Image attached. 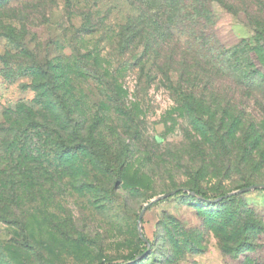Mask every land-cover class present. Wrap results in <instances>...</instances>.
Returning <instances> with one entry per match:
<instances>
[{"label": "rangeland", "instance_id": "obj_1", "mask_svg": "<svg viewBox=\"0 0 264 264\" xmlns=\"http://www.w3.org/2000/svg\"><path fill=\"white\" fill-rule=\"evenodd\" d=\"M241 185L264 0H0V264L129 262L143 208L132 264H264V188L188 192Z\"/></svg>", "mask_w": 264, "mask_h": 264}, {"label": "water", "instance_id": "obj_2", "mask_svg": "<svg viewBox=\"0 0 264 264\" xmlns=\"http://www.w3.org/2000/svg\"><path fill=\"white\" fill-rule=\"evenodd\" d=\"M258 187L264 188V185H250V186H245V187L239 188L237 190H234L232 192H229V193H227V194H225L223 196H219V197L213 198V199H207V198L203 197L202 195H197L194 191H188V192H190L194 196H197L199 199L207 200V201H212L213 202V201H216L218 199H221L222 197H227L229 195L236 194V193H242V192H245V191H248V190H251V189H255V188H258ZM163 196L164 195L157 196L152 201L158 200V199L162 198ZM143 211H144V208L141 210V212L139 213L138 218H137V223H138V228H139L138 229V234L144 240V242L146 243L147 248H146V250L144 252H142L141 254L137 255L132 260V262L135 261V260H137V259H139V258H141L148 251V249L150 247L149 241L144 236V234L142 233V229H141V226H140V224H141V217H142Z\"/></svg>", "mask_w": 264, "mask_h": 264}, {"label": "trees", "instance_id": "obj_3", "mask_svg": "<svg viewBox=\"0 0 264 264\" xmlns=\"http://www.w3.org/2000/svg\"><path fill=\"white\" fill-rule=\"evenodd\" d=\"M62 142L64 143V139L62 140ZM243 186H245V185H243ZM242 185L241 186H239L238 188H241V187H243ZM191 191H194L197 195H202L203 197H205V198H207V199H213V198H211V197H209L207 194H205L203 191H201V190H198V189H192ZM177 194H184V195H188L187 194V191H184L183 189H176L175 191H174V195H177ZM223 195H225V194H223V193H221L219 196H223ZM218 196V197H219ZM233 198V196H227V197H222L221 199H218V200H216V201H207V200H202V199H199V200H201L202 202H208V204L209 205H217V204H222V203H225V202H227V201H229V200H231ZM236 234H237V232H236ZM235 234V235H236ZM243 235V231H240V235L239 236H242ZM139 242L141 243V245L143 246V250H142V252H144L145 250H146V248H147V245H146V243L144 242V240L142 239V238H139ZM149 244H150V242H149ZM141 252V253H142ZM140 253V254H141ZM147 256V252L141 257V258H139V259H137V260H141V259H143V258H145ZM137 260H135V261H133L132 262V260L131 261H129V262H126V263H123V264H132V263H135Z\"/></svg>", "mask_w": 264, "mask_h": 264}]
</instances>
